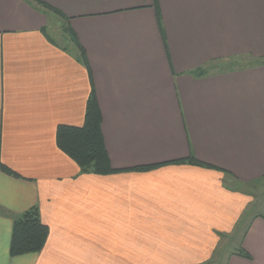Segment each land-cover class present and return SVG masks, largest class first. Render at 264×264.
I'll list each match as a JSON object with an SVG mask.
<instances>
[{
  "label": "crops",
  "instance_id": "0c3cea01",
  "mask_svg": "<svg viewBox=\"0 0 264 264\" xmlns=\"http://www.w3.org/2000/svg\"><path fill=\"white\" fill-rule=\"evenodd\" d=\"M41 1L87 58L57 13L0 0V160L19 173L0 170V264H264V202L245 221L255 196L234 183L264 177V0ZM92 86L109 175L56 143ZM191 156L210 167L173 162ZM33 206L47 243L12 256Z\"/></svg>",
  "mask_w": 264,
  "mask_h": 264
},
{
  "label": "trees",
  "instance_id": "16d2710c",
  "mask_svg": "<svg viewBox=\"0 0 264 264\" xmlns=\"http://www.w3.org/2000/svg\"><path fill=\"white\" fill-rule=\"evenodd\" d=\"M46 8L60 15L64 20L69 21V17L58 8L47 2L37 0ZM71 36L72 41L80 51L83 59H86V51L79 44L75 32L69 23L64 28ZM206 69V68H205ZM202 68L195 71L198 74H207V70ZM103 115L98 103L95 87L92 86L91 93L87 100L85 118L81 125L61 123L56 129V143L58 148L67 154L77 163L82 173L109 175L122 171L113 167L102 129ZM176 163H192L200 166L210 165L198 160L194 156L186 159H179ZM154 166H141L129 169L146 170ZM126 169V170H129ZM0 170L18 176L19 173L0 160ZM125 170V169H123ZM229 174V172H227ZM230 175V174H229ZM50 233L49 225L41 218L39 206H33L18 216L13 223L10 253L12 256H19L29 253H40L48 240ZM241 256L251 258L245 249L238 251Z\"/></svg>",
  "mask_w": 264,
  "mask_h": 264
},
{
  "label": "rangeland",
  "instance_id": "374dc122",
  "mask_svg": "<svg viewBox=\"0 0 264 264\" xmlns=\"http://www.w3.org/2000/svg\"><path fill=\"white\" fill-rule=\"evenodd\" d=\"M49 27L51 30V33L53 36L60 42L64 43V28L66 27V22L62 17L59 15H56L53 13L49 20ZM234 182V181H233ZM235 185H242L245 186L249 192L253 193L255 196V201L245 210L243 217L245 218V221L247 220L248 217L252 215V213H255L256 211L261 209V205L264 202V177L261 178L258 182H255L254 184H246V183H241V182H234ZM246 224V223H245ZM244 224V225H245ZM243 225V227H244ZM242 227V228H243ZM241 237V232L236 233L233 238H231V243H236L239 241ZM217 257L213 258V261H216V264H221L219 261H217Z\"/></svg>",
  "mask_w": 264,
  "mask_h": 264
}]
</instances>
